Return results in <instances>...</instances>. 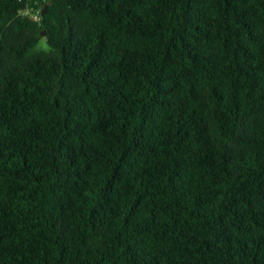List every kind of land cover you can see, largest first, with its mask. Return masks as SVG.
<instances>
[{"label": "trees", "instance_id": "1", "mask_svg": "<svg viewBox=\"0 0 264 264\" xmlns=\"http://www.w3.org/2000/svg\"><path fill=\"white\" fill-rule=\"evenodd\" d=\"M0 264H264V0H0Z\"/></svg>", "mask_w": 264, "mask_h": 264}, {"label": "water", "instance_id": "2", "mask_svg": "<svg viewBox=\"0 0 264 264\" xmlns=\"http://www.w3.org/2000/svg\"><path fill=\"white\" fill-rule=\"evenodd\" d=\"M45 13H46V7H45L44 11L42 12V15H45ZM43 34H46V31H44Z\"/></svg>", "mask_w": 264, "mask_h": 264}, {"label": "rangeland", "instance_id": "3", "mask_svg": "<svg viewBox=\"0 0 264 264\" xmlns=\"http://www.w3.org/2000/svg\"><path fill=\"white\" fill-rule=\"evenodd\" d=\"M42 45H45V41L44 40L42 41Z\"/></svg>", "mask_w": 264, "mask_h": 264}]
</instances>
